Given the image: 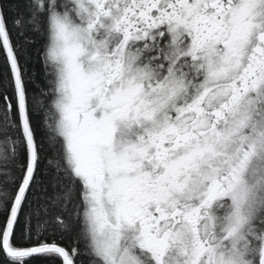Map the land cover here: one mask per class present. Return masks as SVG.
I'll return each mask as SVG.
<instances>
[{"label":"snow or ice","instance_id":"6c2138e0","mask_svg":"<svg viewBox=\"0 0 264 264\" xmlns=\"http://www.w3.org/2000/svg\"><path fill=\"white\" fill-rule=\"evenodd\" d=\"M0 264H264V0H0Z\"/></svg>","mask_w":264,"mask_h":264}]
</instances>
